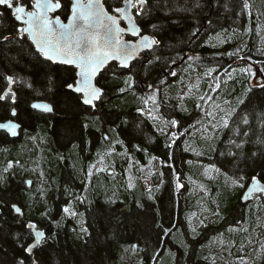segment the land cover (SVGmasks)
<instances>
[{
  "label": "trees",
  "instance_id": "1",
  "mask_svg": "<svg viewBox=\"0 0 264 264\" xmlns=\"http://www.w3.org/2000/svg\"><path fill=\"white\" fill-rule=\"evenodd\" d=\"M151 4V22L160 25L161 45L155 49V55L161 59H153L152 64L143 67L136 65L134 93H119L117 89L123 85L111 73L99 78L106 95L96 111L81 105L78 98L64 88L69 73L63 68L35 61L27 55L26 49L15 43H0V89L6 86L3 75L35 81L36 89L33 91L22 83L14 85L17 117L10 116L8 103L0 102V122L12 119L20 123L22 129L21 138L15 140L0 131V264H16L25 255L18 247L16 234L26 231L21 224L27 221L36 223L49 235L55 233V240L50 241L43 252L36 253L40 264H212V257L217 258V264H228L241 255L239 245L246 244L249 238L254 240L244 253L249 264H264V249L256 242L264 231L256 227L257 217L259 223L264 224V207L249 211L240 202L242 190L225 187L222 177L210 180L203 175V166L213 163L223 171L233 170L231 158L207 151L199 140L200 147L196 150L205 151L206 155L197 157L191 151H184L191 139L182 137L173 147L170 161L185 186L177 192L173 169L155 161L149 164L153 155L168 159V150L163 147L167 137L146 113L138 111L151 108V103L145 106L139 99L151 94V91L144 93L143 88L156 83L163 70L168 72L171 59L178 54L184 57L185 52L190 51L189 56L201 57L191 61L186 58L175 70L177 77L189 84L198 81L200 95L208 90L210 83L202 78L206 68L215 66L222 73L229 65L238 70L250 64L258 79L239 71L232 73L233 79L222 75L221 80L227 83H222L215 101L222 106L225 99L231 101L230 106L224 107L237 110L234 118L237 123L239 114L247 112L252 127L250 139L255 141L257 135L264 132L255 118L264 111V88L254 87L257 82L264 83V0H250L251 17L242 10V0H151ZM10 27L11 21L5 17L3 29ZM197 28V36L192 37ZM224 38L229 42L221 44ZM211 44L217 46L211 47ZM237 48L242 49L239 55L251 59L217 55L234 52ZM50 70L55 86L45 91V73ZM250 87L252 91L248 92ZM177 94H173L175 100ZM238 99L245 103L239 104ZM39 100L51 104L54 111L42 114L32 109L31 104ZM195 102L191 99L185 102L191 112V122L198 118ZM96 116L100 119H95ZM241 127L247 129L248 126ZM104 135L111 140L104 141ZM229 135L225 130L214 146L224 150V141ZM185 140L187 142H183ZM136 146L142 150L137 151ZM258 148L254 143L245 145L248 152ZM110 151V156L105 155ZM101 156H104L103 167L112 165V174L109 171L97 173L85 191V173ZM129 159L139 164L126 172ZM189 160L193 163H187ZM10 161L13 167L5 172ZM258 163L264 166V161ZM140 167L143 172L138 170ZM149 169L157 174L149 175ZM161 171L163 177L158 174ZM128 175L135 184L131 190L127 188ZM27 180L32 182L31 187H27ZM200 185L207 191H202ZM148 187L152 189L150 194ZM70 194L87 197L84 204L73 201L83 216L61 220L63 206L72 199ZM12 204L21 207L23 216L14 213ZM217 210L221 218L212 215ZM192 213L200 219L207 217L206 228L197 226L198 220L192 218V226L197 227L195 234L188 223ZM52 220L60 221V227L52 224ZM238 220L246 221L239 227L247 228L248 232L227 231L230 225L236 226ZM158 222L166 228L175 223L176 228L163 236L156 226ZM81 224L88 229L87 234L81 232ZM221 232L225 241L237 244L231 250L232 256L222 252L219 243H211ZM133 244L138 245L135 251L130 247Z\"/></svg>",
  "mask_w": 264,
  "mask_h": 264
},
{
  "label": "snow or ice",
  "instance_id": "2",
  "mask_svg": "<svg viewBox=\"0 0 264 264\" xmlns=\"http://www.w3.org/2000/svg\"><path fill=\"white\" fill-rule=\"evenodd\" d=\"M159 2V0H157ZM199 6V5H197ZM252 5L250 0H242V10L247 12L251 17ZM151 0H0V43L17 44L22 49H26L27 55L34 58L35 61L51 63L53 65L69 66L66 71L69 72V79L65 80L64 88L71 93H74L79 103L93 111L98 110V105H103L105 98V90L99 85L98 77L102 78L106 73H111L112 77L119 80L123 85L117 91L119 93H128L135 91L136 86V68L137 63L142 59L147 60V64H152L153 59L159 61L160 56L155 55V49L161 45V40L158 39L160 25L151 22ZM7 17L11 21V27L7 30L3 29V20ZM251 31V29H249ZM199 29L192 32V37H196ZM229 42L224 38L220 43ZM211 47H216V44H211ZM241 48H237L234 52L220 53L217 55H227L229 57L236 56L238 59H251L243 57L240 54ZM152 54V58H148ZM177 59L184 60V57L177 55L171 59V65H175ZM188 60H200L201 57L188 56ZM143 67V65H141ZM192 67V65H189ZM231 69V70H229ZM249 76L253 79L257 78V73L253 71L249 64L246 67L238 70L232 68H224L220 73L215 66L206 68L202 73V78L208 79V90L200 95L199 82L186 85V90L182 89L177 94L176 105H170L174 109H179L181 112L188 113L189 109L185 107V102L189 99L195 100V110L198 113V118L194 119L186 126L182 124L175 116H167L161 112V108L168 105V100L162 96L161 87L156 84H148L147 89L151 91L146 97H140L143 104L147 106L151 103V108L144 107L138 109L141 114H147L154 122V126L159 132L167 137V142L164 148L168 150V159L163 160L158 156H151L149 164L153 161L159 163L162 167L173 169L172 175L175 179V190L179 192L184 188V184L180 181V176L175 172L173 164L170 162L173 159L172 149L181 141L182 137L190 138L191 143L184 151L193 152L197 157L206 155L205 151H197L200 147L197 141L203 142L207 151L217 153L224 158H231L230 163L233 164V170L223 171L216 164H209L204 167L203 175L210 180H215L222 177L225 187L231 188L233 191L239 189L241 191L240 202L245 205L249 211H257L264 207V166H261L258 161H264V132L257 135L256 140L250 139L252 132L251 121L249 114L243 112L238 116V123L234 120L237 117V110L230 106L231 101L225 99L222 106L216 103L215 96L219 95L222 83L226 84V80H221V76H227L228 79H233V72ZM214 73H217L214 75ZM169 76H177V72L169 70ZM47 82L43 85L45 91H51L55 86L53 72L50 70L45 73ZM5 87L0 89V102L9 104L10 116L17 117L18 112L15 105L17 104V92L14 85L24 84L26 87L36 91L34 83L22 80L15 75H3ZM167 78L161 79L160 84L165 85ZM254 87L264 88V83L257 82ZM248 92L252 88L247 89ZM238 103L243 105L245 101L238 99ZM31 108L43 113H52L53 106L46 102H34ZM258 127L264 129V111L256 114ZM99 120L100 117L96 116ZM241 126H248L247 129ZM21 129V124L12 119L6 122H0V130L10 134L12 137L18 135V130ZM227 130L230 135L224 141V150H220L214 146V142H219V137ZM248 138V139H245ZM104 141L111 140V137L104 135ZM119 142V141H118ZM187 142V140L183 141ZM122 143V142H120ZM254 143L258 145L257 151L248 152L245 145ZM137 151L142 149L136 146ZM143 151H147L143 149ZM108 152L105 155H111ZM16 163H19L18 161ZM187 163L192 164L189 160ZM243 163V167L241 164ZM104 156H101L96 163L89 165L85 176V191L91 179L99 172L112 170V165L107 168L103 167ZM139 164L138 161L133 162L129 159V168L126 172H130L132 167ZM13 167V162H9L4 169L7 172ZM143 172V167L138 168ZM149 169V175H156ZM163 177L164 173H158ZM43 175V173H41ZM115 179V175L112 176ZM146 179L148 177H145ZM127 188L129 190L135 187L132 182L133 177L127 176ZM31 181L28 184L31 185ZM195 183V182H194ZM163 184V180H161ZM202 191H207L204 185H200ZM149 194L151 187L146 189ZM72 195V194H70ZM149 199H152L149 195ZM73 201L80 204L87 202L86 196L72 195L62 208L61 220L65 218H80L83 213L76 210ZM215 203V201H213ZM141 206L142 205H138ZM219 205L217 204V209ZM11 209L19 217L23 216L21 207L16 204L11 205ZM204 211H208L204 209ZM48 215V213H45ZM212 215L220 217V212L213 211ZM192 218L198 220L199 227H207L205 223L207 217L200 219L196 213H192V217L188 218V223L192 233H197V227L192 226ZM257 217V228L264 229V224L259 223ZM246 221L238 220L236 226L230 225L227 228L228 232H248L247 228H241L239 225ZM57 228L60 227V221L52 220ZM161 229L163 236H168L173 228H176L175 223L170 227H164L162 223L156 225ZM23 233H17L16 239L22 255L16 264H40V259L37 252H43L45 246H49L50 241L55 240V233L47 234L44 230L39 229L38 225L32 221H27L21 224ZM81 232L87 234L88 229L81 224ZM178 230V229H177ZM224 233H218L217 237L213 238L211 243H219L221 251L227 252L228 256H232V249L237 247L235 241H225ZM195 238V236L193 237ZM161 242H163L161 240ZM260 244V248L264 249V231H261L259 238L256 241ZM254 240L249 238L247 243H241L239 250L241 255L236 256L234 261L228 264H249V260L245 253V249L252 245ZM135 251L138 245L130 246ZM159 256V252L156 253ZM155 259V257H153ZM209 257H205V260ZM212 264H217V258L212 257Z\"/></svg>",
  "mask_w": 264,
  "mask_h": 264
},
{
  "label": "flooded vegetation",
  "instance_id": "3",
  "mask_svg": "<svg viewBox=\"0 0 264 264\" xmlns=\"http://www.w3.org/2000/svg\"><path fill=\"white\" fill-rule=\"evenodd\" d=\"M189 54H190V51H186L185 52L184 60L189 56ZM148 58H149V56H148ZM182 61L183 60H179V61L176 62L175 65H170L169 66L170 67L169 70L170 69L171 70H174V71L177 70V68L179 67V65L182 64ZM146 64H147V60L146 59H142L140 61V63H139V65H146ZM51 65H53V64H51ZM55 66L61 67L65 71H66V68L69 67V66H64V65H55ZM169 70H168V72H169ZM168 72L166 70H163L161 76L159 75L160 77H158V79L156 80V83H154L157 86L161 87V89H162V96L163 97L165 96V99L168 100V105L163 106L161 108V112H163L167 116H175L178 119H182L181 121H182V123H184L183 125L186 126L188 123H191V119H190L191 112L190 111L188 113L181 112L179 109H174V108L170 107V105H176L178 103L177 100H175L173 94L180 93L182 89L186 90L185 86L186 85H190V84L187 83V81H184V80L179 79L177 76L173 77V76L167 75ZM162 76L163 77L168 76V77L171 78L170 80H167V83H171L170 86L166 85L167 83L165 85H161L160 84L161 79H164ZM68 82H71V80L68 79ZM143 91H144V93H149L150 92V90L147 89V87L146 88H143ZM72 94H74V93H72ZM39 101H42V100H39ZM34 102H36V101H34ZM141 102L143 104V101H141ZM185 107H186V105H185ZM37 112H39V111H37ZM40 113H42V112H40ZM42 114H47V113H42ZM21 131H22V129H20V131H18L19 132V136L17 138H15V139H20L21 138V134H22Z\"/></svg>",
  "mask_w": 264,
  "mask_h": 264
},
{
  "label": "water",
  "instance_id": "4",
  "mask_svg": "<svg viewBox=\"0 0 264 264\" xmlns=\"http://www.w3.org/2000/svg\"><path fill=\"white\" fill-rule=\"evenodd\" d=\"M99 78V77H98ZM36 102H45V101H36ZM47 103V102H46ZM36 111H38V110H36ZM40 112V111H39ZM43 113V112H42ZM47 114H50V113H47ZM3 122H6V121H3ZM16 122V121H15ZM1 132H4V130H0ZM18 131H20V129L18 130ZM8 136L10 137V138H12V139H15V138H17L18 136H19V132H18V135L17 136H15V137H12L10 134H8ZM28 181L29 180H27L26 181V184H27V187H31V185H32V183H31V185H29L28 184Z\"/></svg>",
  "mask_w": 264,
  "mask_h": 264
},
{
  "label": "rangeland",
  "instance_id": "5",
  "mask_svg": "<svg viewBox=\"0 0 264 264\" xmlns=\"http://www.w3.org/2000/svg\"><path fill=\"white\" fill-rule=\"evenodd\" d=\"M146 184V186L148 185V183H145Z\"/></svg>",
  "mask_w": 264,
  "mask_h": 264
}]
</instances>
